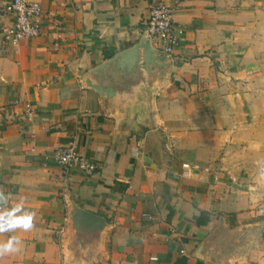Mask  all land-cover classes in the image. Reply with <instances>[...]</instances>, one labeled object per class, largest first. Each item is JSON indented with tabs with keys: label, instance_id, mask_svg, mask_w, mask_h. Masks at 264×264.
Returning <instances> with one entry per match:
<instances>
[{
	"label": "crops",
	"instance_id": "obj_1",
	"mask_svg": "<svg viewBox=\"0 0 264 264\" xmlns=\"http://www.w3.org/2000/svg\"><path fill=\"white\" fill-rule=\"evenodd\" d=\"M34 1L38 34L0 44V188L36 215L0 264H72L66 196L109 225L100 264H264V0ZM157 2L177 43L151 120L121 124L81 77L134 45ZM66 145L96 168L62 173ZM219 223L243 245L192 257Z\"/></svg>",
	"mask_w": 264,
	"mask_h": 264
},
{
	"label": "water",
	"instance_id": "obj_2",
	"mask_svg": "<svg viewBox=\"0 0 264 264\" xmlns=\"http://www.w3.org/2000/svg\"><path fill=\"white\" fill-rule=\"evenodd\" d=\"M142 32L139 40L102 63L87 70L81 77L82 85L114 110L121 124H148L152 116V94L164 65L166 54L155 49ZM67 210L60 241L72 264H100L104 232L108 228L102 216L81 208L66 196ZM83 230L93 233L91 240L82 236ZM246 230H226L219 223L192 251L191 256L202 259L209 251L217 252V242L228 248L243 245ZM222 240V241H221Z\"/></svg>",
	"mask_w": 264,
	"mask_h": 264
},
{
	"label": "built area",
	"instance_id": "obj_3",
	"mask_svg": "<svg viewBox=\"0 0 264 264\" xmlns=\"http://www.w3.org/2000/svg\"><path fill=\"white\" fill-rule=\"evenodd\" d=\"M1 10L10 17V24L0 28L2 46L30 39L38 34V18L41 11L36 1L7 0ZM170 14L171 8L168 5L157 2L150 6L147 16L142 20L141 33L146 30L151 45L166 55L172 54L177 43ZM53 157L62 173L77 167L85 174H89L96 168L92 160L78 153L72 145L58 148Z\"/></svg>",
	"mask_w": 264,
	"mask_h": 264
},
{
	"label": "clouds",
	"instance_id": "obj_4",
	"mask_svg": "<svg viewBox=\"0 0 264 264\" xmlns=\"http://www.w3.org/2000/svg\"><path fill=\"white\" fill-rule=\"evenodd\" d=\"M35 215V212L26 208L23 200L10 203L9 194L0 188V236L12 234L7 239H0V257L19 251L21 240L13 233L32 230Z\"/></svg>",
	"mask_w": 264,
	"mask_h": 264
},
{
	"label": "rangeland",
	"instance_id": "obj_5",
	"mask_svg": "<svg viewBox=\"0 0 264 264\" xmlns=\"http://www.w3.org/2000/svg\"><path fill=\"white\" fill-rule=\"evenodd\" d=\"M263 210H264V207H263ZM263 218H264V216H263Z\"/></svg>",
	"mask_w": 264,
	"mask_h": 264
}]
</instances>
